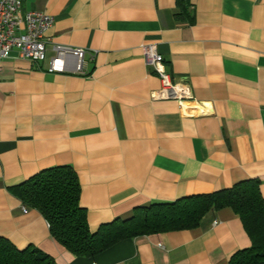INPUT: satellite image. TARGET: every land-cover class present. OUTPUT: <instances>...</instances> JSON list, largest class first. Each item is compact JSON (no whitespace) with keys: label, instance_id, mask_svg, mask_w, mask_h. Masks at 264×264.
Wrapping results in <instances>:
<instances>
[{"label":"crops","instance_id":"crops-1","mask_svg":"<svg viewBox=\"0 0 264 264\" xmlns=\"http://www.w3.org/2000/svg\"><path fill=\"white\" fill-rule=\"evenodd\" d=\"M22 0L53 17L46 58L11 49L0 69V237L57 264H228L250 239L230 207L197 226L125 238L77 256L13 189L38 171L69 165L90 230L137 206L210 193L255 178L264 198V0ZM84 48L85 73L51 72L52 44ZM153 44L192 99L153 97Z\"/></svg>","mask_w":264,"mask_h":264},{"label":"trees","instance_id":"trees-1","mask_svg":"<svg viewBox=\"0 0 264 264\" xmlns=\"http://www.w3.org/2000/svg\"><path fill=\"white\" fill-rule=\"evenodd\" d=\"M175 3L176 19L191 22L190 0H175ZM13 191L25 206L42 214L50 234L60 245L85 257L95 256L125 238L195 227L211 207H230L238 215L250 245L234 252L228 264H264V198L255 178H246L210 193L137 206L129 217L102 223L95 231L90 230L86 209L79 203L78 175L69 165L44 168ZM0 264L57 263L51 255L31 244L17 248L0 237Z\"/></svg>","mask_w":264,"mask_h":264},{"label":"built area","instance_id":"built-area-1","mask_svg":"<svg viewBox=\"0 0 264 264\" xmlns=\"http://www.w3.org/2000/svg\"><path fill=\"white\" fill-rule=\"evenodd\" d=\"M53 17L43 11H22V0H0V69L1 61L11 49H16L20 57L34 63L46 58L47 38L45 32L52 25ZM54 54L50 58L48 70L62 72L74 70L85 73L83 60L86 50L67 45L52 44ZM144 59L152 67L160 80V88L153 97L159 99H192V91L187 83L173 80L165 69L162 55L153 44L142 46Z\"/></svg>","mask_w":264,"mask_h":264}]
</instances>
